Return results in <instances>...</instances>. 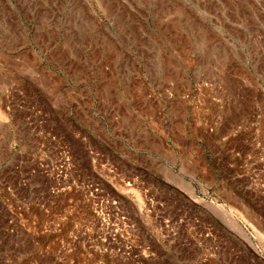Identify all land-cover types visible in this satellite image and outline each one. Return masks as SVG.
<instances>
[{
  "label": "rangeland",
  "instance_id": "374dc122",
  "mask_svg": "<svg viewBox=\"0 0 264 264\" xmlns=\"http://www.w3.org/2000/svg\"><path fill=\"white\" fill-rule=\"evenodd\" d=\"M33 100L79 181L52 197ZM19 155L0 264H264V0H0V177Z\"/></svg>",
  "mask_w": 264,
  "mask_h": 264
},
{
  "label": "built area",
  "instance_id": "2783aa9c",
  "mask_svg": "<svg viewBox=\"0 0 264 264\" xmlns=\"http://www.w3.org/2000/svg\"><path fill=\"white\" fill-rule=\"evenodd\" d=\"M17 91V89H14V92ZM18 93L22 95L20 91ZM17 107L22 108L19 105ZM25 110L28 114L24 117L23 123L26 134L30 139L29 144L36 147L38 151V153L30 155L31 161H34V166L27 167V174L30 176L38 175L47 181L44 187L45 194H41V196L52 197L60 192L79 187L76 167L73 163L69 145L64 137L54 132L52 123L34 100L25 103ZM19 156L12 161V165L6 174L7 179L0 177V186L9 189L11 187L9 174L15 173L18 174V185H26V174L23 172V165L26 164L28 157ZM95 190L97 191L98 188L95 187ZM110 200L116 213L121 212L120 204L116 200ZM37 202L42 203L43 201ZM165 222L167 223V220ZM211 256L212 253L206 250V253L197 255L196 259L194 257L195 260L190 264H207ZM135 264L142 263H139L136 259Z\"/></svg>",
  "mask_w": 264,
  "mask_h": 264
},
{
  "label": "bare ground",
  "instance_id": "6f19581e",
  "mask_svg": "<svg viewBox=\"0 0 264 264\" xmlns=\"http://www.w3.org/2000/svg\"><path fill=\"white\" fill-rule=\"evenodd\" d=\"M180 185L187 190V192H189L193 197H195V193H194V188H192L193 186H191L189 183L183 181H179ZM196 200V199H195ZM198 200V199H197ZM199 201H201L203 203L204 206L210 208V209H217L218 211H220V215L224 216L225 218H227V220L231 221V222H235V219H233V215H232V211L231 210H226L225 205H216L213 201H207V200H203L201 198H199ZM236 223V222H235ZM237 224V223H236ZM255 231H258L257 229ZM258 234V233H257Z\"/></svg>",
  "mask_w": 264,
  "mask_h": 264
}]
</instances>
